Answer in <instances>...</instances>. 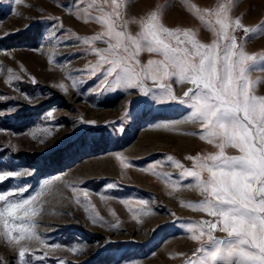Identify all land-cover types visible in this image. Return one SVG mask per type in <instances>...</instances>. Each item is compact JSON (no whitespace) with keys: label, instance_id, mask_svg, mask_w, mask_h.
<instances>
[{"label":"rangeland","instance_id":"1","mask_svg":"<svg viewBox=\"0 0 264 264\" xmlns=\"http://www.w3.org/2000/svg\"><path fill=\"white\" fill-rule=\"evenodd\" d=\"M220 2L224 0H131L126 18L139 19L166 5L162 15L165 26L195 30L200 41L209 43L212 33L186 6L213 9ZM74 3L76 0H22L16 5L15 0H0V169L30 172L7 178L0 183V192L26 188L22 195L27 198L51 180L49 190L35 202L41 210L34 217V231L47 245L61 246L44 248L35 240L22 241L36 252V256L26 254V259L29 264H185L199 244L188 238L183 225L210 218L181 207L179 201L195 203L202 197L189 189L173 193L161 180L139 169L166 156L191 168L185 157L215 149L196 136L182 134L200 130L198 124L179 123L189 111L184 106L157 105L135 90L93 91L101 76L98 73L90 78L83 70L97 57L88 54L86 46L72 34L90 37L101 28L69 14ZM91 15L97 13L92 11ZM230 15L250 29L256 27L264 22V0H235ZM129 27L132 32L138 30L136 24ZM244 35L242 29L235 32L237 41ZM245 50L264 55V35L250 38ZM49 55L54 59L51 65ZM157 58L147 53L140 57L142 62ZM8 69L20 77L11 85L5 83ZM69 74L83 78L75 90L65 79ZM59 83L68 87L67 93L54 87ZM148 86L153 87L151 83ZM187 87L173 84L177 97L183 96ZM257 95L264 96V84ZM228 151L237 154L233 149ZM117 154L127 158L131 166L122 168L115 159ZM157 171L176 178L180 170L164 166ZM108 184L114 187L107 189ZM68 186L87 190L103 226L86 218ZM78 195L85 200L82 192ZM100 195L112 199L103 202ZM120 200H146V210L153 214L141 216L137 223ZM130 207L134 211L139 208L135 203ZM117 222L118 227L112 228ZM215 235L225 236L221 232ZM73 247L79 249L77 254L70 251ZM45 252V258H36ZM17 259L18 248L0 238V264H17Z\"/></svg>","mask_w":264,"mask_h":264},{"label":"snow or ice","instance_id":"2","mask_svg":"<svg viewBox=\"0 0 264 264\" xmlns=\"http://www.w3.org/2000/svg\"><path fill=\"white\" fill-rule=\"evenodd\" d=\"M22 0H15L21 4ZM131 0H76L68 13L84 23L94 22L101 31L90 37L72 36L88 54L97 57L83 70L84 75L101 79L93 91L103 94L109 91L135 90L142 97L150 98L157 105L178 104L189 111L179 123L199 125L193 135L215 151L187 156L192 167L186 168L172 156L154 161L139 171L150 173L161 180L172 192L195 190L202 197L199 202L179 201L181 207L204 213L210 219L189 221L183 225L188 238L199 246L185 264H264V96L257 90L264 84V55L249 54L245 45L250 38L264 35V22L253 28L241 23L240 18L230 15L235 0H224L213 9L201 10L188 4L186 10L196 16L206 30L212 33V40L203 43L198 32L180 27L169 28L162 22L165 6H157L147 15L136 19L126 18L127 5ZM85 5L81 8V5ZM95 11L97 15H91ZM83 12V15H81ZM13 14H16L13 9ZM208 17H214L210 19ZM136 24L138 30L132 32L129 25ZM242 29L244 37L237 41L235 32ZM103 44L105 47H97ZM147 53L157 59L142 62L140 57ZM49 64L54 63L51 55ZM107 66V67H105ZM5 83L19 80L8 69ZM256 74V78L253 76ZM70 87L75 90L83 78H73ZM32 83L36 81L32 78ZM149 83L153 87H149ZM173 84L189 85L183 96L177 97ZM67 93L64 83L54 85ZM27 99V97H26ZM51 117L52 113H48ZM127 116V111L124 114ZM82 123L94 124V121ZM167 128V125L164 126ZM43 131H47L44 129ZM43 143V140L40 141ZM233 149L237 154H229ZM115 159L122 168L130 167L127 158L117 154ZM171 166L179 169V175L157 171ZM30 172L0 169V183L7 178L27 175ZM52 181H45L40 190L27 198L26 188L0 192V238L8 246L18 248L17 264H29L26 254L36 256V252L22 244V241H38L44 248L59 249L60 245H47L34 231L37 227L34 217L41 208L35 202L42 196ZM74 202L84 208L93 225L102 221L99 213L88 199L87 190L68 186ZM107 189L114 187L108 184ZM83 193L85 200L79 199ZM103 202L112 197L100 195ZM133 219L140 222L141 216L153 213L147 209L146 200H120ZM139 206L134 211L131 204ZM114 216L115 214L112 213ZM118 227V222L111 225ZM225 236L217 238L215 233ZM77 254L79 249H70ZM48 255L36 257L43 259ZM183 255V254H180ZM169 258H175L170 256Z\"/></svg>","mask_w":264,"mask_h":264},{"label":"bare ground","instance_id":"3","mask_svg":"<svg viewBox=\"0 0 264 264\" xmlns=\"http://www.w3.org/2000/svg\"><path fill=\"white\" fill-rule=\"evenodd\" d=\"M34 61V60H33ZM27 62V61H26ZM41 66V65H40ZM69 72V71H68ZM179 87V86H178ZM153 134V133H152ZM148 135V134H147ZM147 140V139H146ZM182 140V139H181ZM183 141V140H182ZM181 143V145H184L185 146V144L183 143L182 144V142H180ZM177 144V143H176ZM142 145V144H141ZM140 146V145H139ZM180 146V145H179ZM179 146H177L176 145V147H179ZM187 146V145H186ZM181 147V146H180ZM182 148V147H181ZM184 148V147H183ZM188 148V147H187ZM176 149V148H175ZM185 149V148H184ZM178 152H179V150H178ZM186 190V189H185ZM189 191V190H188ZM186 192V191H185ZM195 193V192H194ZM173 254V253H172Z\"/></svg>","mask_w":264,"mask_h":264}]
</instances>
